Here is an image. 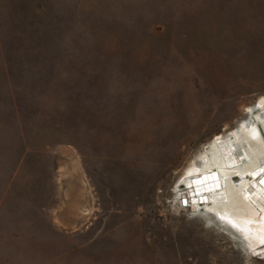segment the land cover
Listing matches in <instances>:
<instances>
[{
    "label": "rangeland",
    "instance_id": "374dc122",
    "mask_svg": "<svg viewBox=\"0 0 264 264\" xmlns=\"http://www.w3.org/2000/svg\"><path fill=\"white\" fill-rule=\"evenodd\" d=\"M258 107L264 0H0V264H264L177 189Z\"/></svg>",
    "mask_w": 264,
    "mask_h": 264
},
{
    "label": "flooded vegetation",
    "instance_id": "af4514ba",
    "mask_svg": "<svg viewBox=\"0 0 264 264\" xmlns=\"http://www.w3.org/2000/svg\"><path fill=\"white\" fill-rule=\"evenodd\" d=\"M259 122L262 123L264 130V114H259L256 122L247 127L238 139V144L248 159L245 164L246 169L252 166L264 168V134L258 125ZM211 152L203 167L217 171L219 180L212 181L216 193L212 196L210 218L218 223L223 219L224 225L231 224L247 247L264 243V187L254 190L248 188L246 193L241 190L230 192L225 182L229 177L227 174L232 167L238 170L242 165L237 157V151L234 149L238 163L234 166L231 165L233 162L231 153L224 144H216L211 148Z\"/></svg>",
    "mask_w": 264,
    "mask_h": 264
},
{
    "label": "bare ground",
    "instance_id": "6f19581e",
    "mask_svg": "<svg viewBox=\"0 0 264 264\" xmlns=\"http://www.w3.org/2000/svg\"><path fill=\"white\" fill-rule=\"evenodd\" d=\"M259 114H264V107H258L255 109L248 119L241 121L233 130L228 134L221 136L216 141L208 143L204 146V152L198 156L192 163L186 167L184 174V181L177 186L178 195L184 194L188 189L187 192H191L192 196L190 205L194 210L195 215H203L206 216L208 219V223L212 222L213 220L210 218L212 211V196L216 193L215 186L212 185L213 179H218L217 171H213L210 168L203 167V164L208 161V155H210L211 148L214 147L216 144H224L231 153L233 162L231 163L232 166L237 165L236 155L234 149L237 151V157L242 165L239 167L238 170L230 169V172L227 174L229 177L226 179V186H228V190L231 192L233 190L238 191L241 190L243 193H246L247 189L254 190V188L264 187V168H255L250 167L246 169L247 157L245 153L240 148L238 144V139L240 134L252 123L256 122V118ZM259 127L261 128L262 132L264 133L262 123H258ZM209 148V149H207ZM249 174L250 178H247L246 175ZM237 177V180L234 178ZM219 180V179H218ZM219 185L217 181V186ZM185 186V187H184ZM188 186V188H187ZM222 191V190H221ZM188 202V200H187ZM220 224H225L223 219L219 220ZM230 229L234 230V227L231 224L225 225Z\"/></svg>",
    "mask_w": 264,
    "mask_h": 264
},
{
    "label": "water",
    "instance_id": "95a60500",
    "mask_svg": "<svg viewBox=\"0 0 264 264\" xmlns=\"http://www.w3.org/2000/svg\"><path fill=\"white\" fill-rule=\"evenodd\" d=\"M262 134H264V133L262 132ZM207 149H209V148H207ZM246 177H247V178H250V175L247 174ZM234 180H237V177H235Z\"/></svg>",
    "mask_w": 264,
    "mask_h": 264
}]
</instances>
